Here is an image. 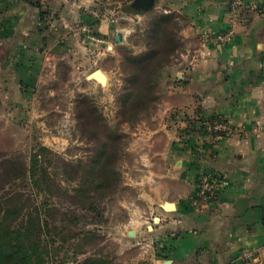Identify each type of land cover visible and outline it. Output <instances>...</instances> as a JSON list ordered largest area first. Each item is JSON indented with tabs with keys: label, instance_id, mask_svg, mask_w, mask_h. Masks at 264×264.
Instances as JSON below:
<instances>
[{
	"label": "crops",
	"instance_id": "0c3cea01",
	"mask_svg": "<svg viewBox=\"0 0 264 264\" xmlns=\"http://www.w3.org/2000/svg\"><path fill=\"white\" fill-rule=\"evenodd\" d=\"M108 1L0 0V51L8 53L1 70L11 72L1 76L30 94L60 61L93 64L78 26L89 24L108 45L117 43L123 23L116 27L92 13L102 16ZM232 1L153 0L147 10L134 1L124 9L125 19L174 15L183 45L141 148L130 150L139 162L126 171L134 197L125 205L127 230L115 233L136 246L133 263L264 264V14L241 10L233 37L220 43ZM194 119H222L241 133L188 135ZM206 170L223 175L226 185L215 202L197 209L191 201Z\"/></svg>",
	"mask_w": 264,
	"mask_h": 264
},
{
	"label": "rangeland",
	"instance_id": "374dc122",
	"mask_svg": "<svg viewBox=\"0 0 264 264\" xmlns=\"http://www.w3.org/2000/svg\"><path fill=\"white\" fill-rule=\"evenodd\" d=\"M121 24L123 43L112 39L103 55L105 44L94 47L88 67L60 61L30 94L0 74V201L21 214L4 224L13 229L29 212L37 216L24 237L39 245L43 264H137L136 246L115 233L127 230L125 205L134 197L135 188L125 185L126 171L139 164L130 150L141 148L183 45L174 15L153 11L115 26ZM4 52L2 75L11 73L1 70ZM96 70L106 74L102 85L90 77Z\"/></svg>",
	"mask_w": 264,
	"mask_h": 264
},
{
	"label": "built area",
	"instance_id": "2783aa9c",
	"mask_svg": "<svg viewBox=\"0 0 264 264\" xmlns=\"http://www.w3.org/2000/svg\"><path fill=\"white\" fill-rule=\"evenodd\" d=\"M76 4V0H74ZM135 0H109L103 11L102 16L96 12H92L98 18L106 19L111 25L117 24L120 20L125 19L124 9L126 6L133 4ZM256 10L260 14H264V6L258 5L255 0H233L230 5L228 21L230 28L224 35H219L216 40L220 43L233 37V28L239 24V12L241 10ZM78 32L82 37L83 43L92 51L94 47L100 48V45H106L105 52H111L110 47L106 44L105 39L89 24H80ZM96 50H98L96 48ZM99 55V56H100ZM189 132L201 133L207 136L218 135L221 138L234 139L240 135V129L232 126L230 123L222 119H194L188 125ZM226 185L223 175L206 170L203 171L198 179L197 190L191 201L192 205L201 209L203 206L216 201L218 193ZM249 256V254H247Z\"/></svg>",
	"mask_w": 264,
	"mask_h": 264
},
{
	"label": "trees",
	"instance_id": "16d2710c",
	"mask_svg": "<svg viewBox=\"0 0 264 264\" xmlns=\"http://www.w3.org/2000/svg\"><path fill=\"white\" fill-rule=\"evenodd\" d=\"M37 166L38 155H35L28 171L32 180L36 178ZM8 205V203L4 204L0 201V264H43L39 253V245L26 242L24 237L25 232H33L37 216L29 212L22 223L12 229V227L5 225L4 221L9 217L15 219L21 214ZM85 264L109 263L102 259H96Z\"/></svg>",
	"mask_w": 264,
	"mask_h": 264
},
{
	"label": "water",
	"instance_id": "95a60500",
	"mask_svg": "<svg viewBox=\"0 0 264 264\" xmlns=\"http://www.w3.org/2000/svg\"><path fill=\"white\" fill-rule=\"evenodd\" d=\"M136 3H138L141 7L145 8L146 10L148 8H151L153 5V0H135ZM125 41L123 35L119 33L116 38V42L118 44L123 43ZM99 73V70H96L93 72L90 77L95 80L96 82H102L98 79V77L94 76L95 74ZM99 80V81H98ZM101 84V83H100ZM102 85V84H101ZM131 236H133V232L131 233Z\"/></svg>",
	"mask_w": 264,
	"mask_h": 264
},
{
	"label": "bare ground",
	"instance_id": "6f19581e",
	"mask_svg": "<svg viewBox=\"0 0 264 264\" xmlns=\"http://www.w3.org/2000/svg\"><path fill=\"white\" fill-rule=\"evenodd\" d=\"M95 72V71H94ZM94 76H96V77H98V79L100 80V81H102V82H100V83H105L106 82V74L103 72V71H101V70H99V73H97V74H95ZM98 80V81H99Z\"/></svg>",
	"mask_w": 264,
	"mask_h": 264
}]
</instances>
